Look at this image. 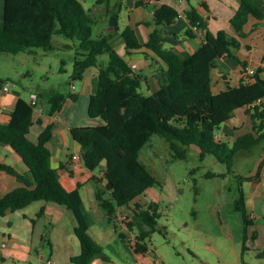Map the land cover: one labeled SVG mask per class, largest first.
I'll use <instances>...</instances> for the list:
<instances>
[{"label": "trees", "instance_id": "obj_1", "mask_svg": "<svg viewBox=\"0 0 264 264\" xmlns=\"http://www.w3.org/2000/svg\"><path fill=\"white\" fill-rule=\"evenodd\" d=\"M239 2L240 8L231 19L236 30L240 31L250 16L264 18L256 0ZM95 4L104 6V12L93 13L81 0H5L4 18L0 23V55H18L31 51L30 48L55 51L62 48L54 42V37L60 36L70 41L67 48H78L72 79L81 80L89 68L98 66V89L90 98L89 117L100 120L101 124L72 127L70 136L81 145L78 155L86 170L92 172L91 180L97 185L96 198L108 221L118 230L119 208L131 206L151 188H162L161 182L140 160V151L154 135H160L170 143L175 158L186 159L189 148L197 146L203 156L215 155L230 170L241 149L251 151L264 141V78L261 71L255 70L249 82H245L249 65L243 61L241 84L232 86L228 83L227 90L215 93L212 89L214 63L226 54L235 57V51L240 48L238 39L225 30L208 33L198 50L179 54L173 48L165 47L167 37L160 32L162 26H171L182 17L174 6L163 4L155 8L156 27L148 42L142 44L132 27L119 32L121 2L113 5V0H95ZM106 15L120 33L127 53L146 47L162 61V68L158 70L160 88L156 92L149 95L142 92L147 78L135 71L118 52L111 34L93 37L95 27L102 24ZM185 18L189 23L185 31L188 37L194 36L195 28L206 27L202 15L193 6ZM104 55L108 56L106 63L99 61ZM43 98L52 104L53 115L62 109L67 98L75 100L76 96L51 91L46 95L38 94L40 102ZM34 106L20 98L10 122H0V143L9 145L29 169L21 173L11 165H0L1 171L16 177L22 184L0 198V217L38 201L66 207L74 215L75 234L81 244V253L74 262L91 264L97 258L109 261L103 247L90 234V224L82 210V184L68 188L59 170L51 164L48 143L54 135V123L46 125L37 141L29 137L35 123ZM245 107L252 117L253 132L240 137L230 148L217 139V131L236 110ZM74 155H70L72 163ZM105 158L108 163L103 169ZM253 178L241 177V184ZM235 204L248 226L251 221L242 189ZM135 206L136 214L144 219L149 229L136 236L133 247L136 253L146 254L150 249V235L163 229L157 221L158 214L150 213L157 210L158 204L151 202L147 210L139 203ZM127 226L133 229L134 224L127 223Z\"/></svg>", "mask_w": 264, "mask_h": 264}, {"label": "crops", "instance_id": "obj_2", "mask_svg": "<svg viewBox=\"0 0 264 264\" xmlns=\"http://www.w3.org/2000/svg\"><path fill=\"white\" fill-rule=\"evenodd\" d=\"M81 1L85 5L86 0ZM118 2L113 1V5ZM120 2L122 10L120 12L119 32L128 26L132 27L142 44L148 42L150 34L156 27L154 24L155 8L163 4L174 6L182 16L177 18L173 25L160 28V32L167 37L166 48H173L179 54L193 53L206 41L208 33L217 34L220 30H225L238 39L240 48L235 51V57L226 54L216 59L214 63L212 89L215 93L227 90L228 83L232 86L241 84L243 77L241 62L243 61H246L250 68L261 71V77L264 78V18L260 20L250 16L242 29L236 30L231 24V19L240 8L239 0H160L159 2L154 0H121ZM256 2L264 12V0H256ZM94 6H96L95 2ZM191 6L195 7L202 15L206 27L203 29L195 28L194 36L188 37L185 35V31L189 23L185 14ZM4 12L5 0H0V23L3 21ZM103 12L104 6L102 5H97L93 11L95 14ZM102 22L105 23V27L101 29V34H111L116 49L123 50L124 54L118 52L132 65L135 71L147 78L143 83L142 92L146 95L156 92L160 88L158 70L162 68V61L152 50L146 47L127 53L126 44L117 29L111 24L110 17L106 15ZM241 32L244 35H241ZM116 36L117 39L115 40ZM105 56L99 57V61L106 63ZM5 57V55H0V59H5ZM98 74V66L89 68L83 79L80 80L82 83L80 92L74 83L76 80L72 79L73 91L68 94H74L76 99L67 98L62 109L53 115H51L52 104L45 98L40 102L37 99L38 94L46 95L51 91L60 90L41 89L37 93L31 92V97L28 98L24 91L13 89L11 86L13 82L10 79L4 80L3 75L0 74V122L4 124L10 122L11 114L20 98L31 104L33 100H37L34 106L35 123L31 128L29 137L31 140L37 141L46 125L51 122L54 123V135L48 143L52 153L51 164L59 170L68 188H75L78 183L82 184L80 188L83 199L82 210L89 221L90 234L109 256V261L97 258L91 264H111L113 263L112 255L103 242L116 245V248H113L115 252L132 256L136 255L134 247L131 245L136 236L128 237L121 232L124 234L122 237L113 224L108 221L105 210L96 198L97 185L91 180L92 172L86 170L78 155L81 147L70 136L72 127L91 126L92 123L93 126L101 124L100 120L90 121L87 118L89 117L91 95L98 89ZM29 75L28 72L23 77ZM3 84L9 85L11 90L5 91ZM82 101H84V106L86 105V113L80 115ZM252 132V117L245 107L236 110L232 118L220 126L217 131V139L232 148L240 137ZM262 150H264V141L251 151L241 149L237 155L246 156ZM73 154L75 155L72 163L70 155ZM263 161L264 155H261L256 173L242 176L255 178L242 181L241 188L239 187V194L240 189L245 193L247 212L251 221L250 226H246V237L248 239L251 230L255 247L264 246V225L256 222L257 219L264 218ZM2 164L11 165L21 173L29 171L22 158L9 145L0 143V165ZM21 185L16 177L0 170V198ZM32 204L17 211H9L5 216L0 217V264H8L9 262L13 264H48V261H52L53 264H77L74 262V258L80 255L81 244L75 234L76 222L73 213L66 207L53 202L44 201L38 204L40 206H32ZM41 212L44 214L40 216ZM130 220L134 226L137 223L142 226L141 219L136 220V222L133 219ZM120 225L127 226L119 220Z\"/></svg>", "mask_w": 264, "mask_h": 264}, {"label": "rangeland", "instance_id": "obj_3", "mask_svg": "<svg viewBox=\"0 0 264 264\" xmlns=\"http://www.w3.org/2000/svg\"><path fill=\"white\" fill-rule=\"evenodd\" d=\"M94 2L86 0L85 7L94 11ZM104 24L95 27V39L101 35ZM54 42L62 48L50 52L30 48L31 51L18 55H5V59H0L4 80L10 79L12 88L24 91L28 98L31 92L41 89H57L67 94L73 91L71 73L78 48H67L70 41L60 36ZM118 51L124 54L123 50ZM104 58L107 62L108 56ZM28 72L30 75L23 77ZM74 83L80 92L81 81ZM79 112L86 113L84 101ZM174 154L170 143L160 135H154L140 151L141 162L161 182L162 188H151L131 206L119 208L118 216H127L129 220L119 218L122 223L141 219L143 227L137 223L131 230L120 225L118 233L135 237L149 229L144 219L137 216L136 203L147 210L151 202H156L157 210L150 213L158 214L157 221L163 229L150 235V249L146 254L127 256L115 252L116 245L103 242L112 255L111 264H264V246L255 247L251 230L247 239L243 215L235 204L241 177L256 173L264 150L237 155L232 170L215 155L203 156L197 146L189 148L184 160L175 158ZM256 222L264 225V218ZM135 240L131 242L132 247Z\"/></svg>", "mask_w": 264, "mask_h": 264}, {"label": "built area", "instance_id": "obj_4", "mask_svg": "<svg viewBox=\"0 0 264 264\" xmlns=\"http://www.w3.org/2000/svg\"><path fill=\"white\" fill-rule=\"evenodd\" d=\"M245 72H246V75H247V80L245 82H249L250 78L255 74V70L253 68L249 67V68H247V70ZM3 89L5 91H9V90H11V87L9 85L3 84ZM32 104L36 105V101H33ZM80 160H81V158H80ZM120 218L123 219V220H126L127 222L129 221L127 216H122ZM48 264H53V262L52 261H48Z\"/></svg>", "mask_w": 264, "mask_h": 264}, {"label": "water", "instance_id": "obj_5", "mask_svg": "<svg viewBox=\"0 0 264 264\" xmlns=\"http://www.w3.org/2000/svg\"><path fill=\"white\" fill-rule=\"evenodd\" d=\"M80 147H81V145H80ZM107 163H108V159L107 158H105L103 161H102V165H103V169H106L107 168Z\"/></svg>", "mask_w": 264, "mask_h": 264}]
</instances>
